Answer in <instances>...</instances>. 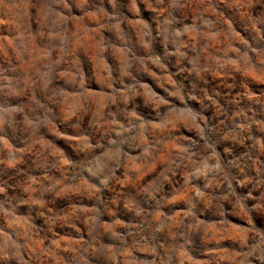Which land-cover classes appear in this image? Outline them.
Here are the masks:
<instances>
[{"label": "rangeland", "instance_id": "obj_1", "mask_svg": "<svg viewBox=\"0 0 264 264\" xmlns=\"http://www.w3.org/2000/svg\"><path fill=\"white\" fill-rule=\"evenodd\" d=\"M0 264H264V0H0Z\"/></svg>", "mask_w": 264, "mask_h": 264}]
</instances>
